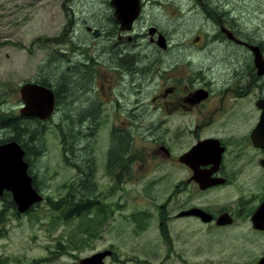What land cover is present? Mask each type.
<instances>
[{"label":"rangeland","instance_id":"obj_1","mask_svg":"<svg viewBox=\"0 0 264 264\" xmlns=\"http://www.w3.org/2000/svg\"><path fill=\"white\" fill-rule=\"evenodd\" d=\"M236 1L241 2V9L235 11L237 19L250 24L251 37L264 41V0ZM217 4V0H209L207 9L217 8ZM188 8L190 0H149L144 21L157 24L169 34L171 42L188 43L203 30V25L198 24L201 18L195 22L188 18L192 15ZM106 16V0H0V120L17 117L22 126L28 125L31 140L27 144H33L28 157L29 174L45 198L31 213L19 217L14 207L4 210L8 202L4 200L6 196L0 198V264H81L108 250L113 253L104 264H257L264 256V234L254 232L250 225L226 229L220 237L208 233L210 237L206 238L198 235L196 227L190 229L191 225L185 224L183 237H187L178 239L172 236L170 222L164 220L170 208L161 209L152 190L140 189L139 193L132 184L118 186L109 178L111 124L119 117V110L109 108L106 102L93 103L84 92L94 74L100 82L110 78L105 62L109 57L104 45L92 43L95 40L81 30L84 20L106 27ZM112 27L110 32L109 23V38H113L109 45L120 41L117 24ZM151 49L144 53L153 61L151 55L157 52ZM216 49L217 55L207 49V57L225 59L224 64L241 57L232 48ZM176 53L184 51L175 48L172 54ZM119 55L115 53L113 57ZM90 59L98 60L91 71L86 67ZM44 79L61 90V110L58 108L43 123L23 120L19 115L21 85ZM146 82L147 91H152L154 83ZM100 85L102 82L94 89L101 101H106ZM67 87L72 94H66ZM121 88L119 85L117 90ZM135 89L130 93L123 89L124 98L134 100ZM10 91L17 92L12 101ZM86 112L93 116L80 115ZM67 115L71 119L67 120ZM91 124L95 128L89 129ZM61 129L77 136L69 140V161L64 155ZM13 132L0 128V139L6 140ZM33 134L38 137L33 139ZM91 165L95 193L90 198L97 203L82 216L65 220L60 215L62 210H54L47 198L56 203L73 194L72 184L87 182ZM167 203V198L161 199V205Z\"/></svg>","mask_w":264,"mask_h":264},{"label":"flooded vegetation","instance_id":"obj_2","mask_svg":"<svg viewBox=\"0 0 264 264\" xmlns=\"http://www.w3.org/2000/svg\"><path fill=\"white\" fill-rule=\"evenodd\" d=\"M207 1L190 0L188 8L191 21L202 19L198 23L203 25L201 34L188 43H173L157 24L144 21L149 0H139V16L131 32L121 30L115 9L106 0V27L89 20L81 26L95 40L92 43L98 41L106 48L110 78L100 85L106 101L94 89L101 83L96 74L87 81L84 92L93 103L106 102L119 110L111 124L109 178L118 186L132 184L139 193L140 189L152 190L161 209L170 208L164 220L170 222L173 237H183L185 224L196 227L198 235L206 238L208 233L223 236L226 229L240 224L264 234L254 227L255 217L264 207V41L251 37L250 24L237 19L240 1L222 4L217 0V8L208 9ZM109 23L110 32L117 24L120 40L111 45ZM160 37L165 39L164 46L157 42ZM221 46L225 51L234 49L241 57L229 64H224L225 59L207 57V49L217 55L216 47ZM180 47L183 54H172ZM148 48L157 52L151 55L153 61L144 53ZM115 53L120 55L113 57ZM94 62L98 60H87L90 71ZM146 81L154 83L150 92ZM119 85L122 88L117 90ZM133 87L134 100H126L123 89L130 93ZM10 92L12 101L17 92ZM61 99L56 97L55 110H61ZM11 120L13 128L4 129L14 131L11 136L16 138L17 117ZM92 124L89 129L95 128ZM25 138L27 146L30 130ZM17 140L6 143L16 142L26 152ZM6 195L11 193L4 191L0 198ZM165 198L168 203L161 205ZM221 218L230 223L222 225ZM260 219L264 225V216Z\"/></svg>","mask_w":264,"mask_h":264},{"label":"water","instance_id":"obj_3","mask_svg":"<svg viewBox=\"0 0 264 264\" xmlns=\"http://www.w3.org/2000/svg\"><path fill=\"white\" fill-rule=\"evenodd\" d=\"M111 4L115 8L114 15L121 24V30L131 31L139 16V0H111ZM164 41L165 39L160 37L157 42L164 46ZM20 94L24 105L21 116L37 118L40 121H47L53 117L56 98L52 89L34 82H26L21 85ZM24 155L25 152L16 142L0 145V197L5 190L11 192L20 213L27 212L32 205L43 200L32 185L33 179L28 174V163L24 161ZM261 216H264V207L254 220V227L264 230V225L260 224ZM220 221L222 225L230 223V220L224 218ZM111 255L110 250L97 253L82 260L81 264H104L105 259ZM259 264H264V257Z\"/></svg>","mask_w":264,"mask_h":264},{"label":"trees","instance_id":"obj_4","mask_svg":"<svg viewBox=\"0 0 264 264\" xmlns=\"http://www.w3.org/2000/svg\"><path fill=\"white\" fill-rule=\"evenodd\" d=\"M36 83H38V84H40L42 86H45L47 88H53L54 92L56 94V97L58 98V100H60V98H61V90L58 89V88L55 89L54 87H52L53 85H52V82L50 80H48V79L38 80ZM65 92H66V94H72L71 93V89L69 87L66 88ZM70 97H71V95H70ZM83 114H86L87 118H91L93 116L92 114H87V112L86 113H82L80 115H83ZM66 117H67V120L71 119V116L67 115ZM23 120H27V119H23ZM28 120H30V119H28ZM31 120L39 121V120H36V119H31ZM11 121H12L11 118L8 119V120H4V119L0 120V126H1L0 128L12 127L11 125H14V123H12ZM39 122L43 123L41 121H39ZM21 123H22L21 119H17V123H16V127L15 128H16V131L18 133V135H16V138L18 140L15 137L11 136V137L7 138L6 140L0 139V144H3V143H5L6 141H9V140H17L19 143L24 144L23 146H24V149L26 150L25 161L28 162V157L31 155V152H32L31 151L32 148L30 146L33 147V144H31L30 146L29 145H27V146L25 145L26 144L25 136H26V130H27L28 125H25L24 129L21 130V128H20V126L22 125ZM61 131H62V129H61ZM69 132H70L69 134H66V133H64L62 131V133L64 134V140H63L64 152H65L64 155H65V158L68 161H69V154H70V151H71V149L69 147L71 142L69 143V140L71 139V137L73 139L77 138V136L72 134L73 133L72 131H69ZM33 136H34L33 139L38 137L35 134H33ZM38 141L41 142L42 141V137H40L38 139ZM38 141L36 142V146H37ZM84 163H86V160H84ZM92 169H93V166L92 165L89 166V173H86V181L87 182H83V184H85V187L83 186L82 183L75 184L76 183L75 182L71 186L72 189L75 190L73 194L69 193L67 197H65L63 199H60L56 203L51 202L49 200V198H47L48 203L53 207L54 210H62L60 215L63 217V219L67 220L68 218H74V217L82 216L86 212L92 210L94 208L93 204L97 203L96 201L91 200V198H90L95 193L93 191L94 188H95V183L93 182L92 175H91ZM108 170H109V165H108ZM78 186H79V188H78V191H77L76 189H77ZM33 187L35 188L36 191L40 190L37 187L36 183H35V178L33 179ZM76 191H77V193H76ZM9 196L12 199V196L11 195H9ZM9 196L6 195V197L4 199V200H6L8 202L6 207H14V208H16V204L13 201V199L11 201L10 198H7ZM33 209L34 208L32 207L31 210L29 212H27V214L31 213V211ZM63 209H65V210H63ZM16 211H18V210L16 209ZM16 216L19 217L20 213L17 212Z\"/></svg>","mask_w":264,"mask_h":264},{"label":"bare ground","instance_id":"obj_5","mask_svg":"<svg viewBox=\"0 0 264 264\" xmlns=\"http://www.w3.org/2000/svg\"><path fill=\"white\" fill-rule=\"evenodd\" d=\"M111 1V0H110ZM115 9V8H114ZM119 23V22H118ZM135 23V22H134ZM120 24V23H119ZM133 26H134V24H133ZM120 27H121V24H120ZM132 30H133V28H132ZM131 30V31H132ZM131 31H129V32H131ZM123 32H127V31H123ZM51 89V88H50ZM54 92V91H53ZM54 94H55V92H54ZM55 98H56V94H55ZM28 168H29V164H28ZM29 176H30V174H29ZM31 177V176H30ZM32 178V177H31ZM33 179V178H32ZM6 191V190H5ZM42 197H43V200L41 201V202H43V201H45V198H44V196H43V194L41 193V192H39V191H37ZM11 193V192H10ZM11 196H12V193H11ZM12 199H13V197H12ZM41 202H39V203H41ZM39 203H35L34 205H32V207L34 208L36 205H38ZM111 251V250H110ZM112 253H113V251H111ZM101 253V252H100Z\"/></svg>","mask_w":264,"mask_h":264}]
</instances>
